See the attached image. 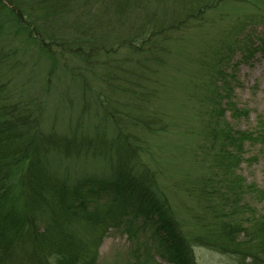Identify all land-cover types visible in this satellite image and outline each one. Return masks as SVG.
<instances>
[{
	"label": "trees",
	"instance_id": "1",
	"mask_svg": "<svg viewBox=\"0 0 264 264\" xmlns=\"http://www.w3.org/2000/svg\"><path fill=\"white\" fill-rule=\"evenodd\" d=\"M207 1L0 0V264H94L90 243L123 225L130 236L138 222L169 264H197L195 249L235 264H264V214L249 203L264 193L243 185L234 171L245 143L264 145V129L233 132L220 123L226 108L232 113L226 76L208 78L198 109L214 171L176 185L186 195L181 206L196 201L192 221L172 206L150 153L151 139L174 132L176 118L163 108L165 70L185 35L225 0ZM12 37L20 47L6 44ZM32 48L51 62L46 85L65 86L67 97L74 88L80 94L78 105L63 109L65 133L41 129L45 102L26 95V85H15L17 99L7 90L13 89L8 72L19 67L11 54ZM249 48L245 55L264 56V37ZM77 223L86 228L83 237ZM148 247L137 248L147 259Z\"/></svg>",
	"mask_w": 264,
	"mask_h": 264
},
{
	"label": "rangeland",
	"instance_id": "2",
	"mask_svg": "<svg viewBox=\"0 0 264 264\" xmlns=\"http://www.w3.org/2000/svg\"><path fill=\"white\" fill-rule=\"evenodd\" d=\"M203 1L204 4L208 2ZM205 14L204 26L185 35L177 54L173 55L171 67L165 70L166 92L169 97L163 108L170 118H176L173 121L174 127L171 128L174 132L151 139L155 142L151 146V157L156 155L159 163L155 162L161 165L162 170L163 177H160L159 183L186 223L192 221V216H196L199 211L194 199L181 206L180 199L186 201V195L182 190L177 191L176 185L207 179L214 171L211 169V158L206 155V135L200 133L202 120L199 118L198 121L201 101L208 96V78L213 76L217 80L226 76L231 91L228 101L232 104V113L234 109L241 111L232 115L231 110L226 108L220 123L227 124L233 132L264 129V56L259 52L248 56L244 52L248 46L251 47L249 49H256L264 37V0H225ZM9 39L6 41L7 45L12 42L14 47L21 46L18 38ZM27 54L23 55L19 50L11 54L13 61L15 60L12 63H18L19 67L8 72L10 75L12 72L9 77L10 87L13 89L7 90L17 99L15 85H26V95L45 102L41 129H55L65 133L68 126L64 121H68L69 114L63 109L69 102L72 106L78 105L80 94L74 88L72 96L63 95L66 91L63 85L57 91L52 90L50 85H46L51 62L45 56L37 55L35 48ZM219 69L223 72L220 73ZM56 114L59 121L57 125H53ZM180 119H186V125L181 124ZM158 164L155 166L152 163L150 166L157 168ZM234 171L243 185L251 184L255 190L264 193V145L245 143L240 153V162ZM249 203L256 214H264V199L254 198ZM124 227L105 230L95 247L93 242L90 243L94 264H136L139 261V264H144L143 258L145 260L147 257L137 251V248L145 243L151 250L147 259L149 264H169L160 255L159 244L147 227H142L140 222L136 223L130 236ZM73 228L79 232L80 237L84 236L85 227L77 223ZM83 240L87 242V239ZM194 257L197 264H235L234 259L229 256L204 249H195Z\"/></svg>",
	"mask_w": 264,
	"mask_h": 264
}]
</instances>
